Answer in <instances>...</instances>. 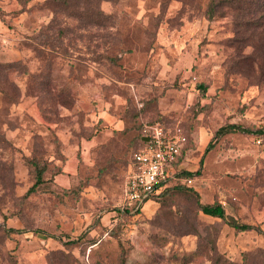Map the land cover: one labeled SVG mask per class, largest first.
<instances>
[{
  "label": "rangeland",
  "instance_id": "obj_1",
  "mask_svg": "<svg viewBox=\"0 0 264 264\" xmlns=\"http://www.w3.org/2000/svg\"><path fill=\"white\" fill-rule=\"evenodd\" d=\"M208 4L0 0L23 50L0 64V264H264V25L240 29L231 8L209 17ZM89 65L110 81L100 98L129 121L77 154L71 177L77 141L103 127L75 107ZM157 119L187 139L166 187L182 183L180 169L195 173L187 185L219 202L226 220L180 189L139 211L124 199L139 134ZM228 123L246 131L216 136ZM36 165L43 180L27 194Z\"/></svg>",
  "mask_w": 264,
  "mask_h": 264
},
{
  "label": "built area",
  "instance_id": "obj_2",
  "mask_svg": "<svg viewBox=\"0 0 264 264\" xmlns=\"http://www.w3.org/2000/svg\"><path fill=\"white\" fill-rule=\"evenodd\" d=\"M141 135L148 141L132 153L124 181L123 195L129 204L142 201L175 176L176 159L187 141L180 128L167 129L160 120L144 124Z\"/></svg>",
  "mask_w": 264,
  "mask_h": 264
},
{
  "label": "trees",
  "instance_id": "obj_3",
  "mask_svg": "<svg viewBox=\"0 0 264 264\" xmlns=\"http://www.w3.org/2000/svg\"><path fill=\"white\" fill-rule=\"evenodd\" d=\"M218 4H222L223 6L226 5V6H228V8H231V10L234 13L236 25L239 28L245 27L248 25H251L253 27L264 25V0H209V4H208L207 10H206V14L209 17H212L215 14V12L218 8ZM0 64L2 66H11L12 62H5V64L4 63H0ZM25 73H27V75H29L30 77L34 76L30 71H25ZM41 76H42V74L40 73L39 77H41ZM200 89L204 90L203 87H200ZM157 120H159V119H157ZM157 120H155V121H157ZM235 131H246V130H245V127H243L240 124L228 123V124L220 126L215 131V135L216 136L225 135V134L235 132ZM138 139H139V144L137 145V147L135 149H138L140 146H142L144 144L143 135H141V133L139 134ZM209 147L210 146L208 145L206 147L205 151H207ZM183 148H184V146H183ZM183 148L181 149V152H182ZM181 152L179 153V155L176 159V162H175L176 165L179 163ZM130 160H131V158H130ZM201 162H202V159L200 160V164H201ZM44 170H45L44 167H38L37 165L35 166L34 182L29 187V189L27 190V192H26L27 194L36 191L38 184H40L43 180L42 175L44 173ZM194 175H195V173L190 172V171H186V170H182V169H180L177 173V176L179 178H183V179H188V178L191 179L192 176H194ZM167 185H168V182L161 183L160 185H158L152 192H150L144 199H142V201H140V202L137 201V202L132 203L133 204L132 209L139 211L140 208L142 207L143 203L146 202L147 200L159 198V196H161L163 194H167L168 190L180 189V190H183V192L187 193L193 199L197 209L199 211H201V213H203L204 215H207V216L216 217V218L226 220V211H225L224 207L219 202H217V201H214L211 203L201 202L198 192L195 191L192 187H190V185H187L186 182L182 181V183L166 187ZM187 186H189V187H187ZM162 187L163 188L166 187V188H164L162 190ZM226 222L231 227H233L236 231H247V230H251V229L255 228L251 224L239 222L237 220H230V221L227 220ZM258 232H260L264 235V232L261 229H258Z\"/></svg>",
  "mask_w": 264,
  "mask_h": 264
},
{
  "label": "crops",
  "instance_id": "obj_4",
  "mask_svg": "<svg viewBox=\"0 0 264 264\" xmlns=\"http://www.w3.org/2000/svg\"><path fill=\"white\" fill-rule=\"evenodd\" d=\"M16 39H18L16 31L13 28H10L8 24H5V22L0 18V63L16 62L22 59V55H20V53L23 52V50L20 49L17 45ZM85 77V83H76V92L74 95L75 107L79 109L80 107L84 108L87 106L88 110L90 111L88 113V116L90 118L92 117V115L93 117H96L101 122V125L103 127L92 138L77 141V144L82 148V150L80 151L81 153L77 151L76 154L71 155L65 165V168L69 169L68 171L70 172L69 174H71V177L75 173L74 167L76 166L75 161L77 159V154H85V151L89 153L93 148H96L97 146L104 143L107 139H109L113 135L114 131L122 130L125 124H127L129 121L128 118L122 117L121 115L118 116L113 111L109 110L108 103L112 102L114 98L111 97V100L100 98V91L102 88L101 85L103 83H110V81H108L105 76H97V74H95V71L90 68V65L87 68ZM137 87H139V85ZM90 96L95 97V100H91ZM93 102L95 103V107L97 110L92 105ZM115 102L121 104L122 100H120L119 102L115 100ZM74 145L75 144H71L72 147ZM60 176L64 177L62 174L57 176V181H62Z\"/></svg>",
  "mask_w": 264,
  "mask_h": 264
},
{
  "label": "water",
  "instance_id": "obj_5",
  "mask_svg": "<svg viewBox=\"0 0 264 264\" xmlns=\"http://www.w3.org/2000/svg\"><path fill=\"white\" fill-rule=\"evenodd\" d=\"M143 140H144V141H148V139H147V138H145V137L143 138Z\"/></svg>",
  "mask_w": 264,
  "mask_h": 264
}]
</instances>
